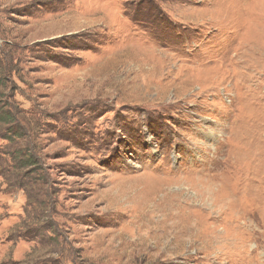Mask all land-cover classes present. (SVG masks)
I'll use <instances>...</instances> for the list:
<instances>
[{"label": "rangeland", "instance_id": "rangeland-1", "mask_svg": "<svg viewBox=\"0 0 264 264\" xmlns=\"http://www.w3.org/2000/svg\"><path fill=\"white\" fill-rule=\"evenodd\" d=\"M0 264H264V0H0Z\"/></svg>", "mask_w": 264, "mask_h": 264}, {"label": "trees", "instance_id": "trees-1", "mask_svg": "<svg viewBox=\"0 0 264 264\" xmlns=\"http://www.w3.org/2000/svg\"><path fill=\"white\" fill-rule=\"evenodd\" d=\"M14 134H16V133H14ZM12 166H14L16 169L19 168V167H16V165H12ZM14 167H13V168H14ZM9 174H10V172H9ZM12 176H13V174H12ZM17 176H18V175H14V177H16V178H17Z\"/></svg>", "mask_w": 264, "mask_h": 264}, {"label": "bare ground", "instance_id": "bare-ground-1", "mask_svg": "<svg viewBox=\"0 0 264 264\" xmlns=\"http://www.w3.org/2000/svg\"><path fill=\"white\" fill-rule=\"evenodd\" d=\"M191 206V205H190ZM185 207V206H184ZM173 208V207H172ZM183 212V211H182ZM171 214V213H170Z\"/></svg>", "mask_w": 264, "mask_h": 264}]
</instances>
